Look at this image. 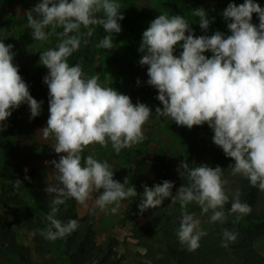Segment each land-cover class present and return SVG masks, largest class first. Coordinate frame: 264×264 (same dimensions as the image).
Segmentation results:
<instances>
[{
    "label": "clouds",
    "instance_id": "1",
    "mask_svg": "<svg viewBox=\"0 0 264 264\" xmlns=\"http://www.w3.org/2000/svg\"><path fill=\"white\" fill-rule=\"evenodd\" d=\"M120 8L118 0H42L26 13L35 41H46L51 35L61 37L55 48L40 55L41 65L49 70L43 81L49 89V117L47 127L40 132L45 139L53 136L54 151L62 154L58 162L51 161L56 183L46 188L54 198L47 216L50 227L41 234L51 241L79 227L75 219L63 222L56 218L57 206L67 199L86 206L94 193H100L94 204L102 210L114 205L110 211L115 214L121 201L138 195L135 187L127 186V179L124 183L114 180L107 161L92 155L84 158L82 153L93 144L106 147L109 141L117 153L140 143L151 108L140 102L133 104L129 96L103 86L99 75L86 76L80 64L68 63L82 43H89L87 38L94 31L90 26H102L109 33L96 44L97 48L114 47L111 34L122 31L119 21L125 18ZM192 14L207 31L210 20L205 9H194ZM253 14H258V26L252 23ZM223 17L230 21L227 27L231 35L217 31L197 37L183 16L159 15L143 33L140 64L148 66L147 83L158 90L156 99L163 105V109L156 108V115L189 129L207 123L214 132V144L235 161L230 166L232 174L244 176L264 192V9L254 0H244L239 6L231 3ZM57 27L63 31L57 33ZM82 27L87 31L81 32ZM49 28L51 31H46ZM177 46L183 49L179 57L174 55ZM12 49L13 45L0 41V124L25 103L33 118L41 112L42 102L31 96L13 63ZM206 52L212 57L208 58ZM181 168V175L187 174V186L173 195L174 184L170 181L154 187L144 185L138 207L143 213L160 206L165 198H171L172 204L179 202L182 216L177 237L182 245L195 251L207 232L200 229V220L186 211V206L195 202L203 213L212 212L211 222H223V209L229 201L225 191L228 181L223 179L224 171L219 166L190 168L183 163ZM20 185V180L15 181L17 188ZM230 212L247 215L252 208L241 202L237 192ZM236 239V233L225 229L222 246Z\"/></svg>",
    "mask_w": 264,
    "mask_h": 264
},
{
    "label": "rangeland",
    "instance_id": "2",
    "mask_svg": "<svg viewBox=\"0 0 264 264\" xmlns=\"http://www.w3.org/2000/svg\"><path fill=\"white\" fill-rule=\"evenodd\" d=\"M41 2L42 0H0V41L6 45H13V63L18 66L19 74L29 86L31 96L38 102H42L39 116L33 118L29 105L25 103L19 108L13 109L12 115L3 124H0V185L5 183V185H10L11 189L5 195L0 186V199L4 201L0 204V213L5 215L12 207V198L18 191L25 200H28L27 194L22 190L23 188L15 186L16 178L12 176L13 173L21 168L34 169L42 173L45 187H48V184H54L56 180V169L51 161L58 162L60 155H62L54 151L53 147L56 143L54 137L50 136L45 139L40 132L47 127L49 117V89L43 82L49 70L40 62H36L34 56L40 57L41 53L51 46L45 41L33 39L26 13ZM118 2L121 4V15L125 18L119 21L122 31L111 34L114 47L110 50L97 48L96 44L109 33H106L102 26H90L94 31L93 35L87 38L89 43L87 45L82 43L80 49L73 53L68 63L70 66L80 64L86 76L99 75L100 83L103 86L111 87L112 83H117L118 87L115 90L129 96L133 104L138 102L146 104L151 108L152 115L143 126L144 139L140 143L123 148L119 153L113 149L110 141L106 147L93 144L84 150L82 157L86 158L88 155H92L101 162L107 161L113 171L119 170L121 166L125 165L123 161L127 160L131 163L129 164L131 169L137 165H143L145 169L147 168L148 176L155 177L154 169L161 171L165 163H169L173 169L180 166L182 142L186 138L185 135L194 133L199 138L193 141V147L205 144L208 150L216 155L214 166H219L224 171L223 179L228 181L225 185V191L229 195V201H233L238 192L243 203L241 187L245 184L251 188L252 185L244 176L232 174L230 166L234 165L235 161L227 157L224 151L214 144V132L209 125L205 123L202 126H194L189 129L186 126L177 125L171 118L156 115V108L163 109V105L159 100L150 105L149 101L156 97L155 92L158 90L147 83L150 79L147 75L148 66L140 64L143 54L139 51L143 42L144 31L161 14L183 16L188 20L192 32L197 37L211 36L217 31L225 36L231 35L226 23L220 20L223 18L224 6L228 0H118ZM197 8L205 9L208 15L210 25L207 31L199 26V18L192 14ZM46 31H51V28L46 29ZM62 31V28H56L57 33ZM80 31L85 32L87 30L82 27ZM50 37H55L56 40L59 39L58 41L61 39L58 35H51L48 39ZM177 48L176 56L179 57L183 49L180 46ZM109 55L118 63H115L108 73L99 72L98 66ZM205 55L211 58L213 54L206 52ZM123 68H125L128 81H125V77L124 81L119 79V71ZM132 71H136L137 76L131 80ZM142 85H147L148 89L151 90L149 97L141 94ZM100 191L103 192V190ZM255 191L258 192L257 202L252 211L260 215L264 212V192L260 191L258 187H255ZM99 194L94 193L92 198L86 202V206L78 203L79 215L87 216L93 212L95 219L93 230L95 231L96 244L106 251L112 243L111 248L114 251L112 259L115 262L120 259L122 260L121 264H137V259L143 256L145 250L138 246L137 240L134 238L133 228L146 225L147 218L140 215L135 220L120 224L119 221L123 218L125 211L129 209L130 201H121V207L113 214L110 208L114 205L107 206L106 209L102 210L94 204L95 197ZM167 204L171 206L175 217L182 216L179 202L172 204V200L169 198ZM185 210L190 213L192 209L186 206ZM191 214H194L200 222L202 221V215L199 211H193ZM207 215L210 219L212 212L210 211ZM206 224L212 225L213 222H206ZM42 225L47 230V221L43 218ZM13 226L18 242L31 249V257L34 263L53 264L52 260L55 259V254L37 257L33 249L32 239L26 228L15 223ZM202 226L203 224L200 223V229ZM253 247L264 256V237L259 238ZM223 262L227 263L225 260ZM94 263L96 264V262Z\"/></svg>",
    "mask_w": 264,
    "mask_h": 264
},
{
    "label": "trees",
    "instance_id": "3",
    "mask_svg": "<svg viewBox=\"0 0 264 264\" xmlns=\"http://www.w3.org/2000/svg\"><path fill=\"white\" fill-rule=\"evenodd\" d=\"M254 2L264 9V0H254ZM231 3L239 6L244 3V0H228L224 9ZM220 20L224 21L226 26L230 22L226 21L224 17ZM252 23L256 26L259 25L258 14H253ZM58 40L55 37H50L45 42L51 48H55L60 42ZM177 47L174 55L177 54ZM34 59L36 62H40V57L34 56ZM68 60H71L70 57ZM115 63H118V61L112 59L109 55L97 69L99 72L108 73ZM119 72V79L124 81L125 77V81H128L125 68ZM136 76V71H132L130 79L132 80ZM111 87L115 89L118 84L112 83ZM150 93L151 90L148 89L147 85H142L141 94L149 97ZM155 93L157 97L158 92ZM156 97L149 101L150 105L158 100ZM185 137L181 147L180 166L176 169L171 168L169 163H165L161 171L154 169L153 174H156L155 177H149L147 168L145 169L143 165H137V167L131 169L129 165L131 163L127 160L123 161L125 165L121 166L119 170L115 169L113 171L111 169L115 173L114 180L124 183L127 179V186L135 187L138 193L136 197L125 200L130 201L129 209L125 211L119 223L124 224L127 221L135 220L140 215L145 216L148 220L146 225L133 228L134 238L137 240L138 246L145 250L143 256L137 259V264H225L224 260L227 262L226 264H264V256L253 247V244L259 238L264 237V212L260 215L255 214L253 211L247 215L231 213L232 201H228L223 209L226 219L223 222L217 221L212 225H208L206 222H210V219H208L207 214L202 212L201 207L195 202L188 204L187 206L192 209L190 213L199 211L202 215L201 225L203 224V226L201 229L208 234L201 238L200 246L195 251H190L186 245H182L178 240L177 231L181 216H174L171 206L167 204L169 198H165L163 203L154 209H146L143 213L140 212L138 205L143 198L144 185L154 187L167 180L174 184L172 194L175 195L180 187L187 186L189 183L187 174L181 175V172H184V169L181 168L183 163H188L190 168L208 164V166L216 168L214 166L216 155L208 150L205 144L193 147V141L199 136L192 133L185 135ZM12 176L16 178V181H21L22 185L20 187L27 194L28 200H25L18 191L12 198V207L8 213L6 215L0 213V264H36L31 257V249L18 242L14 223L26 228L32 239L33 249L37 257L47 254L56 255L55 259L52 260L53 264L122 263L120 259L117 262L112 259L114 253L111 248L112 243L106 251L96 244L95 231L93 230L95 224L93 212L87 216H80L77 210L78 202L72 198L57 206L56 218L63 222L75 219L79 222V227L63 238L54 241L46 239L45 235L41 233H46L50 227L47 216L51 211L54 194L46 192L47 187H45L44 176L34 169H17ZM0 186L5 195L11 190L10 185H5V183H1ZM257 191L253 186L248 188L244 184L241 187L243 203H247L252 209L257 202ZM2 203L4 201L0 199V204ZM42 218L47 221V230L43 228ZM225 229L237 234L236 241L229 242L227 247L222 246L223 231ZM33 232H35V235H32ZM230 256H233L232 260Z\"/></svg>",
    "mask_w": 264,
    "mask_h": 264
}]
</instances>
